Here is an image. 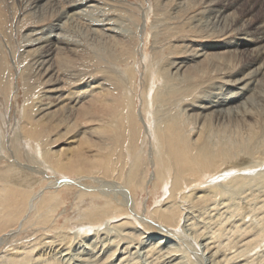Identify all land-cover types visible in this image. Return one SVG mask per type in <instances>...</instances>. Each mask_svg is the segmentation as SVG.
Segmentation results:
<instances>
[{
    "label": "rangeland",
    "instance_id": "1",
    "mask_svg": "<svg viewBox=\"0 0 264 264\" xmlns=\"http://www.w3.org/2000/svg\"><path fill=\"white\" fill-rule=\"evenodd\" d=\"M77 1H83L84 3L87 2L88 5H95L96 8L94 7L95 10L92 9L93 7L91 9L90 8L86 9L87 11L86 16H81L82 17L81 18L79 16L70 17V15L75 12V10L72 7L73 4L71 2H68V0H57V1L43 0L40 6L37 7H35L33 4L29 5L30 0H0V182L2 181L0 183V188H5L6 186H9V184H11L10 186L15 184L16 186H21L24 189L28 188L25 184L22 183L19 184V182L15 183V181H13L10 183V176L8 175L11 174L10 173L11 169L14 168L13 160L19 161L20 163H23L25 165L28 164L35 166L37 162L40 163L39 162L40 155L43 150L49 148L48 149L49 152L52 151L56 152L58 151V149H61L63 147L67 148L69 136H72L76 132V130L79 129V127L81 129H84L89 126H92L91 124H94V122L89 121V118H85L82 116L81 113L82 110L84 109L90 110L92 116L94 117L97 116L98 118H101L103 120H113L114 117L118 114L121 107L123 106L121 103H118L116 106H114V108H107L102 106L104 103H100L99 101H96L93 104V102L90 101L92 98L91 97L89 100L84 101L80 106H78L77 107L78 109L72 111V114L67 113L66 114L68 115L67 117L65 113L59 114L58 117L63 116L64 118L66 117L67 121L71 120L68 121L70 122L69 125H71V123L73 122V126H70L69 129H67L68 130L67 134L69 135L63 134L60 137H58L57 132L55 131L56 128L53 127L48 133L45 134L44 136L45 139L42 140L39 143L40 144L39 145L37 144L38 143L37 139L39 138L37 136H31L30 133V130H32L33 126L35 127V123H34L35 121L29 122L30 119L29 120L27 118L25 119L24 113L26 110V113H28L29 115H33V112L32 114L30 113L31 108L29 107L32 105L33 102H35V100L37 101L39 97L42 98L41 95H43L42 93H44L46 89L53 88V86L58 87L61 90V92H64L63 94L64 98L65 95H67L66 93L70 91L73 92L79 88H84L89 84L88 83L89 81L90 83L91 81H95L93 85H98L97 83L104 84L105 82L108 83L109 87L112 86L113 89L114 87L116 89L117 88L116 87L117 82L115 81L117 79L116 77H118V79L120 80L123 76L124 79L122 78L121 80H125L124 71L126 67L133 66L135 68V72H134L135 75L132 79L134 80L132 82L133 85L129 84L128 83L129 81H126L125 87H126V91L129 94L130 92L131 94L133 93L135 95L137 94L136 105L138 108H141V106L144 105L143 99H145L146 96L145 90L148 92L149 88H147V86H149L150 84L149 83L147 85L146 75L150 73L151 70L155 72L156 69L161 71H164V69L165 70L168 69L167 73L170 72L171 74L174 75L175 73L173 72L175 71V69L170 68L169 61L178 59L176 60L178 62L184 57L187 56L190 57L191 52L190 53L186 52L189 49L193 48L197 50L198 47L201 49L203 46H204L203 48L207 49L209 48V46L212 45L218 46L217 47L218 49H215V51L213 50L211 51L213 53L212 56H217V58H219V62L218 61L214 62L215 64H217L218 68L216 69L218 70L217 71L215 70L213 72V75L208 74L210 72H208L209 64H207L209 61L210 62L212 61L209 60L207 62L205 57H201L200 59H198L199 63L197 62L198 63L197 68L200 66V68L207 70L206 71L208 74L207 76H210L206 78L208 80H205L204 83L202 84H198L199 79L198 80L195 79L196 81H194L193 83L199 85L198 90L200 88L205 89L210 84H214V83L216 84V82H219L221 84V81L227 82L228 80L232 81L238 79L239 77L245 75L250 69L255 68L256 65L254 64L256 62L257 64L259 62L260 65L263 64L262 66H264L263 48H262V54H259L260 56H258V61L250 60L251 57H249V61H248V58L247 57L244 58L241 55V53L239 52L237 53L236 51L233 52L234 48H231L229 46L224 47V44L228 42L229 39L233 38L232 37L234 36L233 34H229L227 30L225 31L220 28L218 29L215 28L214 30V28H212L211 25L208 24L203 26V24H205L204 22L203 24L199 22L197 25H194V23H192L194 22L193 18L197 19L202 17L201 11L204 10L203 6L205 4L204 1L206 0H202V2L201 0H191V1L190 0H77ZM238 8H239L238 12L240 13H243L244 10L246 11L247 9L250 8L252 10V12L250 13L251 14L250 20L253 23L254 21L264 22L263 19L264 0H243L239 3ZM230 12L233 14L235 10H230ZM235 16H237V14ZM94 20H97L99 22H94ZM107 22L111 23V25L115 24L116 26L119 27V29L120 28L122 29V30L120 29V31H125V34L124 35L122 34L123 36L117 35L116 32L118 30L116 31V28L114 32L110 33L108 31L110 27L106 26ZM55 24L58 25L61 24V26H63V30H64L63 35L65 37H68V39H70V42L72 44L74 42L75 45L70 52L68 50H62L61 53L58 52L54 54L52 56L53 63L51 62V65L48 68L49 72L47 70L46 73H43V69L41 70L39 67L41 65H37L38 64L37 61L40 58L38 56L40 55L37 53L36 47L39 46V44L34 46L31 41L27 42L25 40H26V36H30V39H34L35 37L42 35L43 37L42 39L46 41V39L43 36V33L44 32L46 33L48 30H50L51 26ZM140 24L141 25L144 24L143 27L144 29L142 28L141 36L138 30V26ZM61 49L62 48H60V50ZM235 50L238 51L240 49L237 47ZM140 53L145 55V59L143 60L141 59ZM30 61H32L33 64H31L32 62ZM251 62H253V64L249 65ZM190 64L193 65L192 62H190ZM185 68L186 67H183V69L180 71L181 75L182 74L185 75L186 73L191 75V73L194 74L196 72V71L190 72L191 70L185 71ZM191 69L193 68L191 67ZM223 69L225 70V72ZM180 74L179 76H181ZM49 75H52L51 79ZM188 76L189 75H187V77ZM102 78L103 81L101 80ZM141 78H143V80ZM104 79H108L107 82L104 81ZM174 82L177 83V81ZM219 83L217 84L219 85ZM263 83L264 82L262 80L259 83L260 89L257 88L258 90L256 89L257 91H255L252 95L249 94L250 97L247 103H249L250 101L253 102L249 103L251 106L246 103L245 106L246 115L243 117H237L238 119H240L239 121L237 118L234 117L232 118L227 116L222 121L213 124L211 123L212 129L215 128L214 133L216 134V139L220 138V141H225V140H227L228 142L231 141L230 144L232 145L233 150L235 149L237 151L236 152L234 150V153H238L242 148L248 147L249 149V147L250 148L252 147L251 149L252 152L250 151L252 154L250 156L248 154L249 159L243 160L244 162L242 161L241 166L252 163L253 160L259 161L264 159V84ZM159 85H162V82H159ZM222 85L223 84H221V86ZM223 86L222 87L224 89L222 92L227 93L228 92L227 89L229 88L226 85ZM110 91L113 92V94L110 93L111 96L117 98V96L120 95L119 93H117L120 92L119 90L118 91L114 90L115 92L113 90ZM188 91L190 92L191 89L189 88ZM251 96L253 98H251ZM144 108H146V106ZM249 109H252L253 111ZM247 112L249 114H247ZM66 120L65 119L61 120V122L64 124L61 123V126H59V130H61L60 133H62L64 131L63 128L66 127V122H67ZM26 121L30 125L29 124L26 125L27 123ZM235 126L237 128H235ZM239 127L241 130L239 129ZM238 132L239 135L237 134ZM250 134H254V139L252 141L248 140V138L250 139ZM142 136L143 134L139 136V141L137 142L138 148L132 154L128 153V151L125 150L128 141L123 146L124 148L123 153L125 154V159L123 160V162H125L124 163L125 168L123 171L125 172V175L128 173L129 167L132 166L133 164L132 161L134 160V158L137 159L139 156H141L139 158V161H140V165L142 166V169L140 171L139 170L137 171L138 175L136 176L135 179H137L136 183L143 182L142 184L143 187L141 188L142 191L139 188V186L138 187L136 186L137 189H135L136 187L134 188V186H131V190L134 195V199H132V203L136 204L138 209L141 211L145 210V208L151 210L154 207V202L163 201L166 197L165 192H167L168 189L166 185L153 187L152 185L153 183L150 181L153 170L151 168L152 167L151 163H149L150 165H148V161H147L149 160L148 158H150L148 157L150 151L149 141L144 136L143 137ZM133 138L135 140L136 138L138 139L137 136ZM33 142L36 145L33 144ZM2 144L4 146V149L2 147ZM42 144H44V146H41ZM29 145L32 147L35 146L37 148L39 147L38 148L39 150L38 149L36 150L38 152H34L33 151L34 149L30 148ZM89 145L90 144H88V146ZM105 145H107V143H105ZM27 146L29 148H27ZM85 148L86 151L85 150L83 151L85 152L84 155L87 156L88 161L90 160V162L93 163L94 161L93 155L95 154L94 148L92 146L89 147L85 146ZM105 148H107V146ZM63 152L64 151L58 152L59 158H65L66 154L68 155L70 153V152L67 153L66 151V154H64ZM2 153H4V156H2L3 155ZM108 154H109L108 151L105 152V149L104 151H100L98 157L99 159L98 163L104 162V159H106V156H108ZM134 154L138 157L136 156L134 157ZM241 155H243V153H241ZM90 157H92V159ZM113 158L112 161L114 162L117 157L114 156ZM42 163L44 167L48 166L47 169H49L45 171L44 175L37 173H32L31 175L28 174L26 171L22 172V175L25 176L29 175L28 177H26V180L24 181L25 183L31 181L33 182L32 187H29L28 190L30 189L34 193L37 192L39 189H41V187L43 188L46 185H48L50 180L62 179L64 177L71 180L80 179L81 183L87 185V187H92L93 189L98 186L96 182H99L101 178L103 182L106 180L112 183V181L114 180L113 178L119 172V167L116 166L117 168L115 172L113 173L109 172L113 175L112 176L113 178L111 176H106L105 173H103V171L99 168H98L99 172L94 173L89 170L91 165V163L89 162L85 165L86 167L85 166L82 167L83 172H79L71 168L65 169L63 167L57 169L53 165L54 160L53 157L51 156L45 158V160L42 161ZM119 164H122V162H119ZM253 171L255 172L256 170ZM263 171H264L263 169H258L256 172H263ZM234 174L236 175L235 172L233 173V175ZM208 175L209 177L211 176L210 173ZM25 176L22 178L25 179ZM16 177H17L16 179H20L19 175H16ZM206 177L208 178L207 175L204 176V178ZM28 179H30L31 181H29ZM204 181L205 180L202 178V180L199 181L200 183L199 182L197 183L198 184L197 186L196 184L192 185L191 187L185 190V193L186 194H189L191 192L194 193L193 190L194 191L195 190L198 191L201 189L204 190L206 186V185L204 186ZM201 182L203 184H201ZM200 184L202 185V187ZM247 186L246 183H243L242 186L231 185V187L230 186L225 187L223 191L217 194L212 192L210 194H208L209 192L207 193L203 192L202 195L205 196L206 201H202V202L201 200H197L196 198H195L196 200L194 199V201L191 202L189 200L179 201V204L181 202L180 205L182 209H186V208L188 209V207L192 208V206L194 208L191 209V212L193 211L191 215L190 214H186V215H188V219L191 217L193 218L194 216V219L192 221H194L195 223V229L197 231L196 235L199 238V240H197L198 245H200L202 242L205 243L204 241L201 240L207 237L209 238L212 235V233H214L220 227L225 232L223 238L221 239L222 241H220L222 243L217 249V254H215L213 258H208L209 255L211 254L204 253V255L206 254L207 257L206 258L207 264H212L211 259H215V258L217 260L222 259L223 261L221 262L219 261V264L222 263L224 264V257H230L231 255L229 254L230 252H232V250L233 252L235 250H240L239 244L238 245L234 244L235 243L234 241H236L234 239V236L230 237L231 234H228L227 231L234 223H238V224H240V222H244L245 224L247 223L248 225L247 224L241 225L242 228H245L246 226L248 227L250 225L249 224L250 221L253 222L257 219L255 217L256 216L255 214L257 212L256 210H258L261 205L255 206L254 203L256 202L255 200L256 198H260V200L264 199V176L262 177L258 176V178L254 182L247 184ZM196 188H198V190ZM77 189L78 188L76 187L63 185L56 191L46 190L45 191L46 193L44 192L43 195L44 198L47 199V201L42 203H40L41 200L36 201V207L38 209L34 207V210L30 212V215L28 214L29 215L28 219L25 221L23 229L19 233V235H16L14 238H10L7 241V244L4 243L5 245L2 244L0 246V254L5 251H6L5 252L6 255L8 253H13V251L15 252L17 248L12 250V248L15 246H17L18 248L22 246H24L25 248H27L28 246L30 247V245H32L33 243L36 244L37 242L39 243V241L41 242L42 238L53 239L54 236L56 237L58 235L62 236L63 234L64 235L69 234V236L70 235L74 236L71 241L70 249L68 251L61 252L62 254L61 253L59 254L61 255L59 259L62 260L63 262L70 260L71 264H84V263L85 264H121L120 258L122 257L123 259L125 258L126 255H127V262H124L126 264H154V263L156 264V262L158 264L159 263L167 264L168 262H169L168 264H177L179 260L180 261L185 260L181 253L176 254L177 257L176 256L166 257L164 255L165 253L164 251L166 249L161 251L160 254H156V255L154 254L151 258L147 257L146 251L148 250V248H150V245L152 246V244L156 240H159L158 238H161L162 235L157 234V232L155 231H148L144 228V226L132 222L134 228H130V229L128 228L125 231V234L128 233V236L130 237V239L127 240L132 241L129 244L130 245L129 247L131 249H129V247L126 248L127 246L126 241L121 240L120 241L121 243L119 242L120 245L118 246L117 251L115 253L116 255L111 259L107 260L106 263L105 256L111 253L110 251L112 245L114 246V243H116L114 241L116 240L119 241L121 237L116 238V240H114L115 238L114 234L117 233L116 230L115 233L114 231H109V234L108 233L105 235L99 234L100 237L97 239L96 237L93 238L91 236L93 230L95 229L94 227H96V231L101 229L100 228L101 226L102 229H104L105 227H103V225L107 221L103 222L100 227L93 226L94 229L89 232L79 230L80 227H77V225H79L80 223L82 224L85 223L88 220L89 215L95 218V216L93 215L96 214L95 212L98 213V211H96V208H94L93 206L104 207L106 204H104V206L100 202L98 203L99 205H97L96 203L94 205L88 204L87 201L88 197H86L88 195L86 193H88L89 191L85 192L83 190L79 191V189L78 190ZM50 196H53V198L49 199ZM248 204H250L252 208L253 207L257 208L255 210L256 212L250 209L251 210L250 213L252 215H250V213L247 212V208L249 207ZM260 204L263 205V203ZM26 205H27L26 199H24L23 196H20L19 198L16 197V200H14L13 198L11 200H8L6 195L3 197L0 195V236L4 234L6 231H9L10 229L16 228V225L14 224L17 221V219L19 217H22V215L25 213ZM249 208L248 211H250ZM100 211L101 210H99V212ZM258 211H259L257 212L258 217L264 216V207ZM41 213L42 215H40ZM263 218L264 217H262V221H264ZM192 221L190 220L189 222L185 223V215H184L182 218L181 227L182 226L184 227L185 225L189 224ZM183 222L185 225L183 224ZM186 229L188 228L186 227ZM102 233L105 232L102 231ZM189 233L190 232H188V234ZM77 236L78 239L75 238ZM91 240H93L92 241L93 244L91 243ZM164 240H167L168 247L171 248L180 247L179 243L176 241L175 238H171L169 240L164 238ZM90 246H92V248ZM202 246L203 245L198 246L200 254L201 252H203ZM33 249L34 248H32L31 250L29 249L30 252L27 257L28 259L26 262L27 264H31V263L33 264L34 261L32 259L34 258V256H36L37 252L38 254L40 252L38 251V248L35 250ZM42 250L45 251V249ZM54 251L55 250L51 249L49 253L50 254H52V252L55 253ZM255 252H258V249L255 250ZM211 253H214V250ZM59 255L57 257H59ZM86 260H88L87 261L88 263L86 262ZM248 264H253V263H248Z\"/></svg>",
    "mask_w": 264,
    "mask_h": 264
},
{
    "label": "bare ground",
    "instance_id": "2",
    "mask_svg": "<svg viewBox=\"0 0 264 264\" xmlns=\"http://www.w3.org/2000/svg\"><path fill=\"white\" fill-rule=\"evenodd\" d=\"M241 1L243 0H206L204 1L205 3L203 6L204 10L201 11L202 17L197 18V19L193 18L194 22L192 23H194V25H197L199 22H201L202 24L204 22L205 24H203V26L207 24L211 25V27L214 28V30L215 28L217 29L220 28L225 31L227 30L229 34H233L234 36H232L233 38L229 39V41L224 44V47L229 46L231 48H234L233 52L236 51L237 53L238 52L241 53V55L244 58L246 57L248 58V61H249V57H251L250 60L258 61V56H260L259 54H262V48L264 49V22L254 21L253 23L250 20L251 19L250 13L252 12L250 8L247 9L246 11L244 10L243 13L238 12L239 10L238 6ZM42 2L43 0H30L29 5L33 4L35 7H37V6H40ZM68 2H71L73 4L72 7L75 10V12L70 15V17L71 16L72 17L86 16L87 14L86 9H89V8L91 9L92 7H93L92 9H94L95 7V5H88L87 2L84 3L83 1L68 0ZM244 8H247V7H244ZM39 10H42V9H39ZM230 10H235V12H233L232 14ZM236 14L237 16H235ZM94 22H99V21L94 20ZM106 26L110 27V29H108L110 33L114 32L116 28V31L118 30L116 32L117 35L123 36L125 34V31H120L121 28L119 29V27L116 26L115 24L111 25V23L107 22ZM143 27H144V24L142 25L140 24L138 26L140 36H141V33H142L141 31ZM63 33H64L63 26H61V24L60 25L55 24V25H52L50 30H48L46 33L45 32L43 33V36L46 39V41L42 39L43 38L42 35L37 36L34 39H30V36H26L25 41L27 42L31 41L34 46L39 44V46L36 47L37 53L40 55L38 56L40 58L37 61L38 63L37 65H41L39 67L41 70L43 69V73H46L48 68L50 67L51 62H52V56L54 54L58 52L61 53L62 50H68L70 52L74 47L75 45L74 42L72 44L70 42V39H68V37H65ZM203 47L201 49L198 47L199 49L197 48V50L193 48H192L193 50L192 49L187 50L186 52H189V53L191 52V55L189 54L190 57L187 56V57L182 58L180 56L182 59L178 62L176 61L178 59L169 61L170 68L175 69L173 73H175L176 76L175 74L173 75L170 72L167 73L168 69L166 70L164 69L165 74H164V71H161L158 69H156L155 72L151 70L150 73L146 75L147 85L149 83L150 84L149 86H147V88H149L148 92L145 90L146 96H145V99H143L144 105H142L141 108H138L136 105L137 94L136 95L134 93L131 94V92L129 94L126 91V87H125L126 81H129L128 82L129 84H132V82L134 81L132 80L135 75L134 73L135 68L133 66L126 67L124 71L125 80H121L123 78L122 75H121L122 78L120 80L118 79V77H116L117 79L115 78L116 79L115 81L117 82V86L115 84V86L117 87L116 89L115 87L113 89L112 86L109 87L108 83H105V82L104 84L97 83L98 85H93L95 81H91V83L89 81L88 82L89 84L86 83L88 84L87 86H85L84 88L76 89L73 92L70 91L66 93L67 95H65V98H64L63 96L64 92H61V90L58 87H55L52 85L53 88H49V89L45 88L46 90L44 91V93H42L43 95H41L42 98L39 97L38 100L37 101L35 100V102H33L32 105L29 107L31 108L30 113L32 114L33 112V115H29L28 113H26V110L24 113L25 119L26 118L28 120L30 119L29 122L35 121L34 122L35 127L34 126L33 128L31 127L32 130H30V133H31V136H37L39 138L37 139L38 140L37 144H39L42 140L45 139L44 137L45 134L48 133L53 127L56 128L55 131L57 132L58 137H60L63 134H67L68 133L67 129H69L70 126H73V122L71 123V125H69L70 122L68 121H71V120H68V121L66 120V117L68 116L66 114L67 113L72 114V111H74L75 109H78L77 108L78 106H80L84 101L89 100L91 97L92 98L90 101H92L93 104L96 101H99L100 103H104L102 106L107 107V108H114V106H116L118 103H121L123 106L121 107L118 114L114 117L113 120H103L101 118H98L97 116L96 117L92 116L91 115L92 113L90 112V110H86V109L82 110L81 111L82 116L85 118H89V121L94 122V124H91L92 126H89L84 129H81L79 127V129H77L76 132L72 136H69L67 148L63 147L61 149H58V151L56 152L55 151L49 152L48 151L49 148L46 149L44 147L46 150H43L41 152L40 160H39L40 163L37 162L35 166L28 165V164L25 165L23 163H20L19 161L13 160L14 168H12L10 172L12 175L11 174L8 175L10 176V183L15 181V183L19 182V184L20 183L25 184L28 188L32 187L33 182L30 179L28 180L31 182L26 181L27 183H25L24 181L26 180V177H28L29 175L27 176L22 175V172L26 171L28 174H31V175L32 173L44 175L45 171L49 169H47L48 166L44 167L42 161H44L45 158L50 157V156L53 157V160H54L53 165L57 169L60 167H63L65 169L71 168L76 171L83 172L82 167L85 166L89 162L91 163L89 170L94 173L99 172L98 171V168H99L103 171V173H105L106 176L112 177L113 175L111 173L116 171V168H117L116 166L119 167V172L114 178L112 177L114 179L112 183L106 180L103 182L101 178L100 181L98 180L99 182H96L98 186L93 189L92 187H87V185H84L83 183H81L80 179L71 180L65 177L64 178L61 177L62 179L50 180L48 185H46L43 188L41 187V189H39L35 193L30 189L28 190V188L24 189L23 187L16 186L15 184L12 186H10L11 184H9V186H6L5 188H0V195L2 197L6 195L8 200H11L12 198L16 200V197L19 198L20 196H23V198L26 199V204H27L26 211H25L26 214L24 213L25 215L23 214L22 217H19L18 219L16 218L17 221L14 224L16 225V228L10 229L9 231H6L4 234L0 236V246L4 243L7 244V241L10 238H14L16 235H19V233L23 229L25 221L28 219V216L30 215V212L34 210V207L37 208L36 201L41 200V202L39 201L40 203L47 201V199L44 198V195H43L46 190L56 191L61 186L66 185V186L76 187L79 189V191L80 190H83L85 192L89 191L88 192L89 194L86 193L88 196L85 195L86 197H88L87 199L88 204L94 205L96 203L97 205H99L98 204L99 202L102 203L103 206L104 204H106L104 207L93 206L94 208H96V211H98V213L95 212L96 214L93 215L95 216V218L89 215L90 219L88 218V220L85 223L83 224L80 223L79 225H77V227H80L79 229L80 231L89 232L95 228L94 229L95 231L93 230V233L91 236L93 238L96 237V239L100 237L99 234L101 235L103 234L105 235L107 233L109 234V231H114L115 233V230H116L117 233L114 234L115 235L114 240H116V238H119V237H121V239L119 241L117 240L114 241L116 243H114V246L112 245L111 251L109 250L111 253L109 252L110 254L105 256L106 263H107V260L111 259L112 257L116 255L115 253L117 251L118 246L120 245L119 242L121 240L126 241L127 243L126 248L130 246L129 244L132 241L127 240V239H130V237L128 236V233L125 234V231L128 228L129 229L134 228L132 222H135L136 224L144 226V228L148 231H155L157 232V234L162 235V237L158 238L159 240H156L152 244V246L150 245V248L147 247L148 248V250L146 251L147 257L151 258L154 254L155 255L160 254L161 251L166 249L164 251L165 252L164 255L166 257H169V256L173 257V256H176V254L178 253L182 254L185 260L180 261L178 259L179 262H177V264H207L206 263L207 257H206V254L204 255V253L211 254L209 255L208 258H213V256L217 254V249L222 243L220 241H222L221 239L223 238V235L225 234V232L221 229L220 227L221 225H220L219 226L220 228H218L214 233L211 232L212 235L209 238L207 237L201 240V241H204L205 243L202 242L203 244L202 243L200 244V245H203L202 246L203 252H201L200 254L199 247H198L200 245L197 244L198 243L197 240H199V238L196 235L197 231L195 229V223L194 221H192L194 219V216L193 218L191 217L188 219V215H186V214H190V215L192 214L193 211L191 212V209L193 208V206L192 208L191 207H188V209L186 208L187 210L182 209L180 205L181 202L179 204V201L189 200L191 202V201H194L195 198L197 200H201V202L206 201L205 196L202 195L203 192L205 193L209 192L208 194H210L211 192L217 194L223 191L225 187H228V186L231 187V185L242 186L243 183H246V186H247V184L254 182L258 178V176L259 177L264 176L263 175L264 171L256 172L258 169L264 170V159L259 160V161H254L252 158L253 160L252 163L241 166L242 161L245 159H249V156L252 154L251 153L252 147L251 148L249 147V149L248 147L247 148L241 147L242 149H240L238 153H234L235 149L233 150V147L230 144L231 141L230 142H228L227 140L220 141V138L216 139V134L214 133L215 128L212 129V125H211V123L213 124V123L222 121L227 116L232 117V118L233 117L237 118V117H243L246 115L245 106H246L247 101L249 100L250 95H252L255 91L258 90L257 88H259L260 86L259 83L262 80L264 82V66H262L263 64L260 65L259 62L258 64L256 62L254 64L256 65L255 68L250 69L245 75L239 77L238 79H235L232 81L228 80L227 82L221 81V84L226 85L229 88L227 89L228 90L227 93L222 92L224 89L223 88L224 86L222 85L223 86L222 87L219 82H216V84L215 83L210 84L205 89L200 88L198 90V86H199L198 84L204 83L205 80H208L206 78L210 77V76H207L208 74L213 75V72L215 70L216 71L218 70L216 69L218 68L217 64H215L214 62H217V61L219 62V58H217V56H212L213 53L211 52L212 50L215 51V49H218L217 48L218 46L212 45V46H209V48L207 49ZM237 47L240 50L238 51L235 50ZM60 48L62 49L60 50ZM140 57L142 60L145 59V55H143L142 53H140ZM201 57H205L207 62L209 60L212 61V62L209 61L207 63L209 64L208 72H210L208 74L206 72L207 70L200 68V66L198 67L200 69L197 68V64L199 63L198 59H200ZM190 62H192L193 65L190 64ZM31 64H33V62ZM251 64H253V62H251L249 65ZM183 67H186L185 71L191 70L190 72L192 71L194 72L196 71V72L195 73L193 72L194 74L191 73V75L187 73L185 75L184 74L181 75L180 71L183 69ZM191 67L193 69H191ZM179 74L181 76H179ZM187 75L189 76L187 77ZM49 76L51 79L52 75H49ZM103 78L101 79L102 81H103ZM141 79L143 80V78ZM195 79L196 80L199 79L198 84L193 83L194 81H196ZM107 80L108 79H104V81L106 82ZM174 81H177V83H175ZM159 82H162V85H159ZM217 83H219V85ZM189 88L191 89L190 92L188 91ZM110 90H113V91L119 90L120 92H117V93H119L121 96L119 94L117 98L114 96H111L113 92H111ZM93 96H94V99H93ZM251 98L253 97L251 96ZM251 102L253 101H250L249 103ZM145 106L146 108H144ZM249 110H252V109H249ZM61 113L62 114L65 113L66 117L65 118L63 116L58 117L59 114ZM247 114L249 113L247 112ZM62 119L63 120L65 119L67 122H66V127L63 128L64 131L60 133L61 130H59V126H61ZM239 120L240 119H238V121ZM27 124L29 123L27 122L26 125ZM236 126L235 128H237ZM142 134L149 141L150 151H149L148 157L150 158H148L149 160L147 161H148V165H150L149 163H151V166H152L151 168L153 170L150 181L153 183L152 184L153 187H157V186L159 187V186L166 185L168 188L167 192H165L166 197L163 201L154 202V207L151 210H148L147 208H145V210L143 211L139 210L137 205L132 203V199H134V195L131 190V186H134V188L136 186L137 187L139 186L140 189L143 187L142 185L143 182L136 183L137 179H135L136 176L138 175L137 171L138 170L140 171L142 169V166L140 165V161H139V158L141 156L138 157L134 154V157L136 156L138 158L137 159L134 158V160L132 161L133 164L131 167H129L128 173L126 175H125V172L123 171L125 168V165H124L125 162H123V160L125 159V154L123 153L124 144L128 141L127 147L125 148V150L128 151V153L132 154L133 152L137 150L138 148L137 142L139 141V136H141ZM237 134L239 135V132ZM135 136H137L138 139L136 138L135 140L133 138ZM253 139H254V134H250V139L248 138V140L252 141ZM105 143H107V145H105ZM33 144L35 143L33 142ZM88 144H90L89 146H92L95 150V154L93 155V159H94L93 163L90 162V160L88 161L87 156L84 155L85 152H83L84 150L86 151L85 146L89 147ZM41 146H44V144H42ZM106 146L107 148H105ZM2 147L4 149L3 144H2ZM29 147L33 148L34 152H38L36 150L39 147L38 148L36 146L32 147L30 145ZM29 147L27 146V148ZM147 147H148V144H147ZM104 149H105V152L108 151L109 154L108 156H106V159H104V162L98 163L99 153L100 151H104ZM59 151L60 152L64 151L63 152L64 154H66V151L67 153L68 152L70 153L68 154L69 156L66 154L67 157L65 156V158H59L58 157ZM240 152L243 153V155H241ZM2 154H3L2 156H4V153ZM114 156H116L117 158L113 162L112 160L114 159L113 158ZM90 158L92 159V157ZM119 162H122V164H119ZM253 170H256V171L254 172ZM234 172L236 173V175L235 174L233 175ZM206 173L208 174L210 173L211 176L209 177V175ZM108 174H111V175H108ZM205 174L208 176V178L206 177L207 179L204 178V176H206ZM16 175H19L20 179H16L17 178ZM24 176H25V179L22 178ZM202 178L205 180L204 186L206 185L204 190L202 189L198 190V188H196L198 191L193 190L194 193L192 192L189 194L185 193V190L191 187L192 185L196 184L197 186L198 185L197 183L200 180H202ZM201 184L203 183L201 182ZM137 187L135 189H137ZM52 198L53 196H50L49 199H52ZM255 200H256V202L254 203L255 206L261 205L258 210L262 209L264 207V199L260 200V198H256ZM260 203H263V205ZM248 205L249 207H251L250 204ZM248 208H247V212L249 213L251 212V210L254 212L256 211L259 212L258 210H256L257 208L251 207L249 208V210L251 209L250 211H248ZM99 210L101 211L99 212ZM257 212L256 214L254 213L256 215L254 216L257 219L256 220L254 219L255 221L253 222L250 221L249 222L250 225L248 227L246 226L245 228H242L241 225H246L247 223L245 224L244 222H240V224L234 223L227 230L228 234H231L230 237L234 236V239L236 241H234L235 243L233 241L232 242L237 245L239 244L240 250H235L234 252L232 250V252H230L229 254L231 255L230 257H224V264H248V263L264 264V221H262V217L264 216L258 217ZM40 215H42V213ZM184 215H185V223L189 222L190 220L192 222H190L187 225H185L183 222L185 226L181 227V222H182V218ZM250 215L252 214L250 213ZM103 222H105V224L103 225V227H105L104 229H102V226H101ZM93 226H99V227L101 226L100 228L102 230L99 229L96 231V227L93 228ZM186 227L188 229H186ZM102 231H104L105 233H102ZM188 232L190 233L188 234ZM73 237L74 236H71V235L69 236V234H66V235L63 234L62 236L61 235H58L56 237L54 236L53 239L42 238L41 242L39 241V243L37 242L36 244L33 243L32 245H30V247L26 246L27 248H25L24 246L20 248L15 246L12 248V250L17 248L18 249V250L16 249L17 253L20 251L21 252L17 254L15 250V252L13 251V253H8L7 255L5 253L6 251L1 253L0 254V264H27L26 263L28 260L27 257L30 252L29 249L31 250L32 248H34L33 250L38 248V251H40L39 254L37 252L36 256H34V258L32 259L34 261L33 264H71L70 260H67L66 262L64 261L65 263L62 260H60L59 258L61 255L59 254L63 251H68L70 249L71 241ZM75 238L78 239V236ZM164 238L168 240L171 238H175L176 241L179 243L180 247H177V248L168 247L167 240H164ZM92 241L93 240H91V243ZM92 246L90 247L92 248ZM42 249H45V251H43ZM51 249L55 250L54 251L55 253L52 252V254H50L49 251ZM129 249L131 248L129 247ZM257 249H258V252H255V250ZM213 250H214V253H211ZM58 255L59 257H57ZM222 258H223V255H222ZM120 260H121V264H123L124 262H127V255L123 259L121 257ZM87 261L88 260H86V262ZM219 261L221 262L223 260L222 259L217 260L216 258L211 259L212 264H219ZM156 264L158 263L156 262Z\"/></svg>",
    "mask_w": 264,
    "mask_h": 264
}]
</instances>
